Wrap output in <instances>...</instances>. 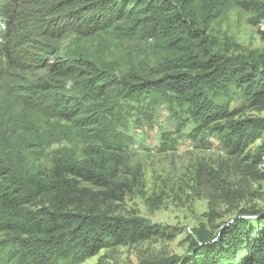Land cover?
Wrapping results in <instances>:
<instances>
[{"label": "trees", "instance_id": "1", "mask_svg": "<svg viewBox=\"0 0 264 264\" xmlns=\"http://www.w3.org/2000/svg\"><path fill=\"white\" fill-rule=\"evenodd\" d=\"M231 7L264 18V0H0V264H79L160 232L115 205L144 178L125 122L151 104L217 113L208 91L224 79L264 110V61L229 55L208 35ZM261 129L264 119L225 121L226 152ZM263 150L236 182L210 173L226 204L264 203L248 189L264 179ZM187 245L126 264H264V205L200 224Z\"/></svg>", "mask_w": 264, "mask_h": 264}, {"label": "rangeland", "instance_id": "2", "mask_svg": "<svg viewBox=\"0 0 264 264\" xmlns=\"http://www.w3.org/2000/svg\"><path fill=\"white\" fill-rule=\"evenodd\" d=\"M208 35L218 49L229 55L264 61V18L257 22V16L247 9H227L210 23ZM139 61L146 63L142 58ZM211 87L208 97L217 113L195 104H151L141 113L129 109L123 129L130 137L127 155L143 172V185L127 191L115 205L124 215L149 219L159 225L160 232L137 244L101 249L79 264H126L181 255L188 247L193 228L200 224L220 225L230 221L242 207L264 205L261 199L250 195L226 204L214 188L217 179L210 176L211 172H219L222 178L236 182L244 168L252 166L257 149L261 145L264 148V129L242 150L231 154L223 146L220 130L228 120L264 119V110L252 106L236 83L224 79ZM219 113L223 118H213ZM260 157L256 168L262 172L264 150ZM248 189L255 195L263 194L264 179L249 181Z\"/></svg>", "mask_w": 264, "mask_h": 264}]
</instances>
